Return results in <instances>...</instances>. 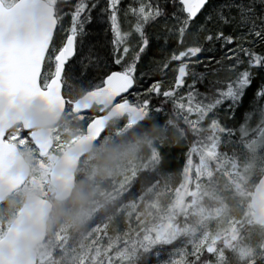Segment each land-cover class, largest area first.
<instances>
[{
  "label": "snow or ice",
  "instance_id": "obj_1",
  "mask_svg": "<svg viewBox=\"0 0 264 264\" xmlns=\"http://www.w3.org/2000/svg\"><path fill=\"white\" fill-rule=\"evenodd\" d=\"M33 100L46 130L11 111ZM149 125V165L113 190L139 199L163 179L167 202L118 227L99 264H264V235L238 218L213 230L203 206L217 175L234 183L249 160L264 173V0H0V200L32 191L43 212Z\"/></svg>",
  "mask_w": 264,
  "mask_h": 264
},
{
  "label": "trees",
  "instance_id": "obj_2",
  "mask_svg": "<svg viewBox=\"0 0 264 264\" xmlns=\"http://www.w3.org/2000/svg\"><path fill=\"white\" fill-rule=\"evenodd\" d=\"M139 131V136L129 133L127 137L118 141L113 151L106 152L93 160L92 167L89 166L76 180L70 200L53 210L46 240L38 247L39 264L42 262L44 264H99V261L107 255L110 245H113V252L117 251L114 245L118 227L122 230L121 237L123 231L138 227H131L124 222L123 214L117 205L125 209L128 204L136 203L141 206L139 209L144 211L145 207L151 208L150 201L158 199L161 203L167 202L168 194L163 179L160 185L154 190H146L139 199L131 194L122 199L113 190L123 176L129 174V172H122L121 168L131 170L135 167L140 170L149 165L150 145L147 138L156 137L158 131L151 125ZM169 140L174 142V137L170 135ZM117 152L118 157L115 156ZM250 162L252 161L249 160L246 163L250 164ZM93 167L96 169L94 179L91 178ZM105 170L111 171L113 175L109 181H105L107 177ZM175 180L176 177H172L168 185L170 186ZM137 188L139 189V185ZM203 206L208 211L216 208L209 198L203 199ZM71 223L73 228H70ZM250 224L251 221H248L247 225ZM105 225H107V236L101 235ZM115 236L116 238L113 239ZM74 249V257L68 260V255L72 256L71 252ZM41 252L44 253L43 256Z\"/></svg>",
  "mask_w": 264,
  "mask_h": 264
},
{
  "label": "water",
  "instance_id": "obj_3",
  "mask_svg": "<svg viewBox=\"0 0 264 264\" xmlns=\"http://www.w3.org/2000/svg\"><path fill=\"white\" fill-rule=\"evenodd\" d=\"M11 111L34 118L35 114L39 112L40 118L34 121L37 124V130L42 128L46 130L52 126L51 118L43 112V105L39 100H33L31 104H20L13 107ZM25 164L26 161H14L9 164L7 171L10 174L15 173ZM71 193L60 199L53 195V199L59 202L66 201L70 198ZM36 201V195L26 198L17 216L0 238V264H36L34 249L45 238L46 223L52 207L50 200H48L43 212H41L38 210ZM250 204V216L253 223L264 226L260 219L264 218V173L258 178L253 188Z\"/></svg>",
  "mask_w": 264,
  "mask_h": 264
},
{
  "label": "rangeland",
  "instance_id": "obj_4",
  "mask_svg": "<svg viewBox=\"0 0 264 264\" xmlns=\"http://www.w3.org/2000/svg\"><path fill=\"white\" fill-rule=\"evenodd\" d=\"M135 147L137 148V145H135ZM92 165L93 161L89 164L90 168L92 167ZM247 167L248 168L241 176L234 177V183H230L223 175H217L216 184L206 190L203 199L209 198L210 202H213L216 208L221 207L223 205L221 213L218 217L215 215L214 211L216 208L214 210L211 209V211H209V219L212 221L211 227L213 230H215L217 227H224L226 222L230 218H238L244 221L245 238H247L248 232L251 231L252 242H255L256 240L260 239L262 235H264V227L256 226L253 223L247 225V222L250 221V198L252 195V190L255 181L262 172H260L258 166L255 165L253 162H250V164L247 163ZM85 171L86 170H83L82 172ZM104 172L107 173L105 181H109L113 177L111 171L105 170ZM225 188L230 189V191L225 192ZM32 193L35 192L22 191L19 194H23L22 196H26ZM140 207L141 206H138L136 203H130L125 207V209H123L122 219L126 224H130L131 227H139V225L137 224V217L145 221L152 219V214L154 213L155 209L145 207V210L143 211L139 209ZM70 228H73L72 223L70 224ZM115 238L116 236L113 239ZM74 251L75 249L71 252L72 256L68 255V260L74 257ZM41 254L42 256L44 255L43 252H41ZM40 264L44 263L42 262Z\"/></svg>",
  "mask_w": 264,
  "mask_h": 264
},
{
  "label": "flooded vegetation",
  "instance_id": "obj_5",
  "mask_svg": "<svg viewBox=\"0 0 264 264\" xmlns=\"http://www.w3.org/2000/svg\"><path fill=\"white\" fill-rule=\"evenodd\" d=\"M25 198L21 194H15L10 197H5L0 202V225L5 227V230L0 233V238L4 235L9 225L16 217L18 210L23 204Z\"/></svg>",
  "mask_w": 264,
  "mask_h": 264
}]
</instances>
